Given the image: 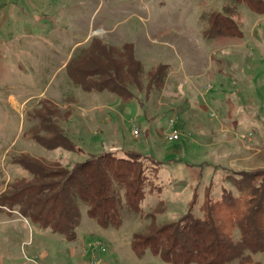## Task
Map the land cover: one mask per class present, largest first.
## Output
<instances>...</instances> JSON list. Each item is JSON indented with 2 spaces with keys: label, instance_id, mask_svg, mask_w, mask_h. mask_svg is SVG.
<instances>
[{
  "label": "rangeland",
  "instance_id": "rangeland-1",
  "mask_svg": "<svg viewBox=\"0 0 264 264\" xmlns=\"http://www.w3.org/2000/svg\"><path fill=\"white\" fill-rule=\"evenodd\" d=\"M224 6L230 0H0V196L29 176L13 163L21 155L71 168L136 153L152 183L142 212L124 210L119 229L99 227L80 204L73 241L0 205V264H168L130 247L159 200L157 223L175 221L191 202L197 212L207 188L213 199L236 195L238 173L264 170V14L238 4L242 36L207 34L209 15ZM98 41L128 45L141 88L122 98L74 82ZM110 58L111 69L120 66ZM159 65L163 84L147 91ZM57 131L78 151L53 149ZM251 260L264 264V253Z\"/></svg>",
  "mask_w": 264,
  "mask_h": 264
},
{
  "label": "trees",
  "instance_id": "trees-1",
  "mask_svg": "<svg viewBox=\"0 0 264 264\" xmlns=\"http://www.w3.org/2000/svg\"><path fill=\"white\" fill-rule=\"evenodd\" d=\"M231 7L212 12L206 33L210 35L242 36L233 19L238 4H246L257 14H264V0H230ZM77 65L73 80L89 84L87 90L108 89L126 98L130 86L141 88V63L134 58L128 45L120 49L96 42ZM120 58V66L111 69V56ZM119 68V69H117ZM111 69V70H109ZM112 74H115L112 76ZM166 66H157L147 75V91L163 84ZM52 148L78 151L68 137L57 131ZM29 176L16 178L6 185L0 205L18 213L42 228L61 234L67 241L76 239L80 224V204L89 218L101 228L122 226V212L139 215L145 199V189L151 188L140 154L127 158L103 153L73 164L71 168L47 167L40 160L21 155L13 160ZM241 181L235 183L237 194L223 190L213 199L207 188L194 213V203L177 220L157 223L156 209L146 214V228L132 235L131 250L141 258L145 251L168 264H262L251 255L264 253V170L241 171ZM259 180L258 183H255ZM158 189V187H157ZM161 210V209H160Z\"/></svg>",
  "mask_w": 264,
  "mask_h": 264
},
{
  "label": "built area",
  "instance_id": "built-area-1",
  "mask_svg": "<svg viewBox=\"0 0 264 264\" xmlns=\"http://www.w3.org/2000/svg\"><path fill=\"white\" fill-rule=\"evenodd\" d=\"M171 122V121H170ZM171 140H177L178 139V134L176 132H172L170 137Z\"/></svg>",
  "mask_w": 264,
  "mask_h": 264
},
{
  "label": "crops",
  "instance_id": "crops-1",
  "mask_svg": "<svg viewBox=\"0 0 264 264\" xmlns=\"http://www.w3.org/2000/svg\"><path fill=\"white\" fill-rule=\"evenodd\" d=\"M121 97V96H120Z\"/></svg>",
  "mask_w": 264,
  "mask_h": 264
}]
</instances>
